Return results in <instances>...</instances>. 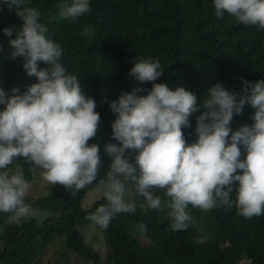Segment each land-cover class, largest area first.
<instances>
[{"label":"trees","instance_id":"obj_1","mask_svg":"<svg viewBox=\"0 0 264 264\" xmlns=\"http://www.w3.org/2000/svg\"><path fill=\"white\" fill-rule=\"evenodd\" d=\"M73 259L264 264V0H0V264Z\"/></svg>","mask_w":264,"mask_h":264},{"label":"rangeland","instance_id":"obj_2","mask_svg":"<svg viewBox=\"0 0 264 264\" xmlns=\"http://www.w3.org/2000/svg\"><path fill=\"white\" fill-rule=\"evenodd\" d=\"M61 163L64 164V161L59 163L57 161L54 162L49 159L41 160L38 163H35L33 167V180L32 183L27 187L26 193L35 197L46 196L58 180L62 166ZM67 163H69V161ZM115 169L122 175L123 178L127 176L128 172L134 169L142 173L146 172V168L143 166V164H141L139 160H126L119 157L116 158ZM120 183L121 181L118 179V181H112L108 186L105 187L107 189V194L109 197H112L114 195V190ZM100 196H102V193L98 191H89L83 201V206L89 207L95 200L100 198ZM127 198L131 203L137 204L139 206L147 204L146 197L133 190L127 191ZM82 232L84 234V237L86 238L87 246L97 252L100 258H104L105 248L101 238V234L90 227L83 228ZM47 252L48 253L43 258L44 261L48 260L50 256L49 254H51L49 253L50 251ZM75 261V259L71 260L70 264H75Z\"/></svg>","mask_w":264,"mask_h":264}]
</instances>
